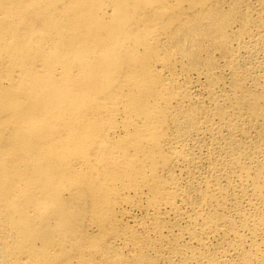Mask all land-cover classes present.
<instances>
[{"label":"bare ground","instance_id":"obj_1","mask_svg":"<svg viewBox=\"0 0 264 264\" xmlns=\"http://www.w3.org/2000/svg\"><path fill=\"white\" fill-rule=\"evenodd\" d=\"M0 264H264V0H0Z\"/></svg>","mask_w":264,"mask_h":264}]
</instances>
